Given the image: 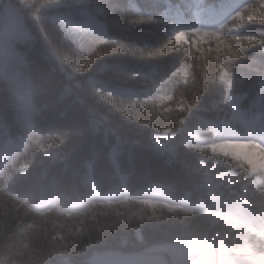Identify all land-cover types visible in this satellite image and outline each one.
<instances>
[{
    "label": "trees",
    "instance_id": "obj_1",
    "mask_svg": "<svg viewBox=\"0 0 264 264\" xmlns=\"http://www.w3.org/2000/svg\"><path fill=\"white\" fill-rule=\"evenodd\" d=\"M17 2L0 0V264H167L203 253L207 232L218 255L264 264V171L214 151L230 132L203 110L216 37L183 33L174 47L166 25L129 23L121 0H89L102 29L86 32L93 45L55 12L44 18L57 0H23L35 10L12 27L5 6ZM162 2L141 10L159 16ZM246 31L264 37L258 25ZM243 143L264 155L255 139ZM209 171L235 175L217 187Z\"/></svg>",
    "mask_w": 264,
    "mask_h": 264
},
{
    "label": "snow or ice",
    "instance_id": "obj_2",
    "mask_svg": "<svg viewBox=\"0 0 264 264\" xmlns=\"http://www.w3.org/2000/svg\"><path fill=\"white\" fill-rule=\"evenodd\" d=\"M120 5L127 9L129 23H162L168 27L169 40L172 46L176 44V36L207 35L216 37L214 53L215 71L212 88L203 110L213 113L209 125L217 132L228 128L233 120H240L248 128L249 136L257 143L264 145V37L251 35L246 28L258 25L264 29V0H250L248 4L236 8V0H163L157 7L161 9L159 16H151L141 9L142 0H121ZM5 20L16 22L29 16L35 10V5L28 7L23 0L16 4H7ZM60 9L67 11L60 12ZM76 11L81 20L74 19ZM44 18L49 19L55 12L62 24L72 28L82 27L91 22L89 0H57L56 3L43 5ZM96 12H103L97 8ZM239 23L240 27L228 31L227 23ZM90 44L98 41L90 34ZM212 41H210V44ZM91 51V47L89 48ZM258 52L260 58H254L251 53ZM237 67L247 68L250 76L238 75ZM235 139V138H233ZM227 142L219 136L213 145ZM223 159L220 154H215ZM234 171H209L206 179L217 187L227 186L232 182Z\"/></svg>",
    "mask_w": 264,
    "mask_h": 264
},
{
    "label": "rangeland",
    "instance_id": "obj_3",
    "mask_svg": "<svg viewBox=\"0 0 264 264\" xmlns=\"http://www.w3.org/2000/svg\"><path fill=\"white\" fill-rule=\"evenodd\" d=\"M8 24L11 25L12 27L16 28V29H22L23 28L22 19H19L18 21L12 22V23L8 22ZM72 28L74 30H77L76 26H73ZM79 31H80L81 35L88 32V31H92L93 33H96V34H101L102 29L100 26L97 25V23H95L94 21H91L90 23L85 24L82 27H80ZM82 36H84V35H82ZM84 39L86 40V38H84ZM176 39L179 42H183L184 41V35H182V33H179L176 36ZM3 41L5 43H7L6 40H3ZM0 50L4 51V44H2V43L0 45ZM221 138L225 139L227 142H225L223 144H219V145H213L214 151L221 153V154H225V155L230 154V155H233L237 158H241L242 161L247 163L252 168L250 170V173H256V172L264 171V155L257 154L256 152L248 150V148L245 146V144L239 142L238 139L234 135L233 136L225 135ZM233 138H235V139H233Z\"/></svg>",
    "mask_w": 264,
    "mask_h": 264
},
{
    "label": "clouds",
    "instance_id": "obj_4",
    "mask_svg": "<svg viewBox=\"0 0 264 264\" xmlns=\"http://www.w3.org/2000/svg\"><path fill=\"white\" fill-rule=\"evenodd\" d=\"M237 139L242 143L254 138L249 136L247 129H241ZM200 239L201 247L205 250L203 253L193 252L188 259L183 261L173 258L168 260L167 264H251V261L246 257L232 256L230 259H226L222 253L218 255L215 251L217 237L211 232L203 233ZM220 247L223 249V243ZM255 250L259 255L264 256V242L260 243Z\"/></svg>",
    "mask_w": 264,
    "mask_h": 264
}]
</instances>
